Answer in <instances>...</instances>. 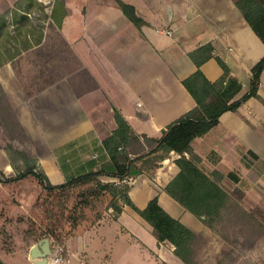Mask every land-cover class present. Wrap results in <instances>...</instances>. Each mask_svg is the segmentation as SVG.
Wrapping results in <instances>:
<instances>
[{
    "label": "crops",
    "instance_id": "crops-1",
    "mask_svg": "<svg viewBox=\"0 0 264 264\" xmlns=\"http://www.w3.org/2000/svg\"><path fill=\"white\" fill-rule=\"evenodd\" d=\"M125 1L135 5L146 21L141 28L116 2L101 1L94 15L80 17L79 34L68 38L82 63L81 70L89 73L96 85L77 92L66 81L64 86L55 84L36 94L35 111L48 119L44 123L39 120L42 130H37L36 121L31 124L18 109L31 141L44 150L39 154L36 149L37 157L53 184L90 172L115 171L103 143L117 128L114 108L122 112L138 136L137 143L128 147L132 157L153 147L152 138L160 137L170 123L196 106L183 79L197 70L189 53L198 47L211 42L215 55L228 64L230 71L222 91L229 102L249 90L251 69L264 55L263 41L234 0ZM201 69L212 82L220 80L225 72L216 57ZM259 94L262 98L252 96L236 111L224 112L218 126L197 139L195 151L209 170L219 169L214 163H241L240 146L255 153L258 157L251 156L257 163H264V69ZM178 157L179 153L170 152L150 173L144 160L137 161L143 172L132 175L135 182L129 195L141 209L158 196L172 216L197 234L208 233L210 228L165 190L180 171ZM4 168L7 177L16 174L10 163ZM101 180L117 178L102 176ZM28 181L41 186L34 175L0 181V226L6 224L2 211L10 210L14 216L20 210L15 201L18 196L22 201L25 194L18 189ZM110 200L108 194H102L86 206L89 212L100 213L95 218L93 215L89 224L80 223L72 228L73 233L62 237L63 260L57 264H149L153 252L162 258L161 263L166 262L164 242L158 241L152 226L129 205L115 219L113 209L108 207ZM42 240L39 237L29 243L16 238L10 248L0 246V258L6 264H54L51 255L46 260L33 257V251L39 252L34 247ZM171 250L174 253L173 245Z\"/></svg>",
    "mask_w": 264,
    "mask_h": 264
},
{
    "label": "rangeland",
    "instance_id": "rangeland-1",
    "mask_svg": "<svg viewBox=\"0 0 264 264\" xmlns=\"http://www.w3.org/2000/svg\"><path fill=\"white\" fill-rule=\"evenodd\" d=\"M56 1L0 0V22H5L0 34V83L5 91L4 97L0 93V172L5 177V164L14 160L23 166L16 150L27 151L33 157L44 153L31 141L18 109L31 124L36 121L37 130H42L39 120L44 123L48 119L35 111L36 94L55 84L64 86L66 81L77 92L96 85L93 77L81 70L82 63L68 38L79 34L80 17L94 15L98 2L116 0H63L67 15L62 26L50 17ZM22 13L29 19L24 20ZM238 153L242 155L241 163H214L224 175L220 183L228 191L232 206L213 229L198 234L193 264H264V163H257L251 154ZM231 171L240 177L239 182L228 176ZM92 187L49 192L34 182L23 183L18 192L25 196L15 201L20 210L14 216L10 210L2 211L6 224L0 226V246L10 248L16 238L29 243L39 237L60 242L63 236L73 233L76 225L89 224L100 213L92 207L89 212L86 207L97 196L90 192ZM163 244L167 261L161 263L162 258L153 252L149 264H181L172 253L173 244ZM131 258L135 260V256Z\"/></svg>",
    "mask_w": 264,
    "mask_h": 264
},
{
    "label": "trees",
    "instance_id": "trees-1",
    "mask_svg": "<svg viewBox=\"0 0 264 264\" xmlns=\"http://www.w3.org/2000/svg\"><path fill=\"white\" fill-rule=\"evenodd\" d=\"M234 1L246 21L264 43V0ZM116 2L123 13L139 28L146 23L139 15L135 5L125 0H116ZM61 9L62 14H60ZM66 15L64 1L57 0L50 17L62 26ZM28 16L26 13H22L24 20L29 19ZM4 26L5 22L2 19L0 34ZM1 52L0 47V56ZM189 55L196 64L197 70L183 79V84L195 99L196 106L170 123L162 131L160 137L152 138L150 142L154 146L145 153L132 157L128 147L137 143L138 136L122 112L114 108L117 128L104 139L103 143L115 165V171L90 172L73 177L61 184H53L37 157L31 156L24 150H16V153L19 154L17 158L22 159L23 166H19L13 160L11 165L16 174L5 177L0 172V181L12 182L28 175H34L39 184L49 192L87 185L93 186L90 192L92 195H97L95 198L102 194H108L111 197L108 207L113 209L115 219L122 213L125 205L131 206L152 226L153 233L160 243L173 244L175 254L185 264H193V245L198 234L179 218L172 216L160 204L158 196L153 197L144 209L139 208L129 195L131 186L126 178L136 174L138 170L143 172V167L137 165L139 160H144L143 165L147 173H150V170L157 166L160 158H164L172 151L179 153L180 157L176 159V163L180 167V171L167 184L165 190L184 208L213 229L217 221L229 210L227 208L232 206V203L230 204L232 200L228 191L220 183L224 179L221 171L218 169L209 170L202 163V157L195 151L198 144L197 139L218 126L224 112L236 111L252 96L262 98L259 94V85L260 75L264 69V55L251 69L252 78L249 90L241 98L231 102L225 98L222 91L230 69L221 57L215 55L214 45L211 42L206 43L190 52ZM212 57H216L225 71L222 78L216 82L210 81L201 69L202 64ZM0 93L4 97L5 91L1 83ZM17 123L19 122L17 121ZM239 151L242 154L256 155L243 146L239 147ZM102 176L114 177L117 178V181L105 182L101 180ZM228 176L235 182L240 181V177L234 171H231ZM53 243L61 245V242L57 240ZM0 264L6 263L0 258Z\"/></svg>",
    "mask_w": 264,
    "mask_h": 264
},
{
    "label": "built area",
    "instance_id": "built-area-1",
    "mask_svg": "<svg viewBox=\"0 0 264 264\" xmlns=\"http://www.w3.org/2000/svg\"><path fill=\"white\" fill-rule=\"evenodd\" d=\"M126 181L131 185L135 182V178L133 176H130L128 178H126ZM54 241H52V244L50 246L51 248V253L50 255L53 257V263L57 264L59 263L61 260H63V252H64V247L61 246L60 244H56L53 243Z\"/></svg>",
    "mask_w": 264,
    "mask_h": 264
},
{
    "label": "water",
    "instance_id": "water-1",
    "mask_svg": "<svg viewBox=\"0 0 264 264\" xmlns=\"http://www.w3.org/2000/svg\"><path fill=\"white\" fill-rule=\"evenodd\" d=\"M50 246H51L50 239L44 238L39 245L34 247V249L39 250V252L36 253L35 251H33V253H32L33 257H37V258H41L43 260H46L47 256L50 255V253H51ZM43 262L41 264H44Z\"/></svg>",
    "mask_w": 264,
    "mask_h": 264
}]
</instances>
